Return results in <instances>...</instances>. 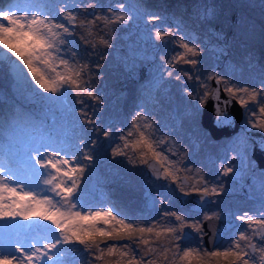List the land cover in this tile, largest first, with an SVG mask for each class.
<instances>
[{"label": "rangeland", "instance_id": "1", "mask_svg": "<svg viewBox=\"0 0 264 264\" xmlns=\"http://www.w3.org/2000/svg\"><path fill=\"white\" fill-rule=\"evenodd\" d=\"M130 1L133 2V0ZM135 2L147 9H165L162 10L163 14L168 13L171 19L175 17L173 23L182 29V33L178 32L177 37L171 42L162 43L154 38V30L156 28L168 30L172 29V26L169 22H149L148 20L135 36L123 32L116 24L105 26L99 21L91 26L89 31L79 27V21L85 20L80 13L72 36V41L76 44L73 47L77 53L75 61L81 65H87L84 69L86 79L90 81V87L95 89L100 100L95 101L84 95L82 98L85 104L81 105L75 102L77 97L72 92H65L61 97L49 98L50 94L39 90L34 100L44 104L40 108H32L20 95L19 105L27 111L23 116H29L32 113L36 116L27 126L28 129L31 125L34 128L32 144L40 146L45 145L48 140H55L70 147L83 139L89 142L88 150L91 151L90 140H96L97 146L94 151L96 158L91 169L86 171L81 183L83 189L81 198L92 210L102 206H114L129 218V222L143 227L154 226L156 231L161 232L165 227L179 224L174 217L162 216V205L159 203L161 198L167 199L164 207L181 214L186 213V218L189 220L203 221L205 212L209 214L218 212L221 215L220 220L233 219L237 222L216 246L223 249L231 242L239 229L246 227L234 218L235 215L242 214L244 211L254 215L264 203V168H258L252 158L253 145L247 137L248 131H261L253 129L246 123L249 118L255 122L257 117L241 107L243 114L237 136L234 139H228L229 136L213 139L200 124L202 108L206 101L205 99L203 104L199 102V98L205 92L201 82L208 85V91L212 89L211 80L213 79L209 77L216 75L224 76L225 80L230 81L231 84L260 86L261 80H264V62H259V57L250 52L248 43L239 39L238 36L241 35L247 39L249 35L258 31L260 21L264 18V0H237L238 3L247 5L243 11L237 8L232 12L224 0H136ZM86 3L97 4L95 15L104 16V12L100 10L104 0H87ZM254 11H258L260 16L252 15ZM92 19H94L92 15L87 18V20ZM180 34H188L199 46L200 64L193 69V66L184 64L182 61L179 63L173 61L175 68L167 66V70L173 71V76L169 77L165 70V62H162L160 57L164 56L168 60L184 51L179 47ZM82 35L90 43L85 44L80 39ZM101 39L108 43H101ZM129 54L136 57L133 61L125 63V57ZM143 67L146 73L141 77L140 70ZM7 70L8 65L6 66L5 62L0 65V123L4 113L6 115L12 113L4 109L5 106L10 105L8 95L14 93L13 88L8 84ZM185 71H188L193 78L189 79L185 76ZM176 75H179L181 79L176 80ZM197 75L200 77L199 80L195 79ZM154 76L156 84L151 88L145 99V106L141 110L149 115V120L154 125L159 126L157 138L168 141L162 146L166 154L174 160L184 162L178 165L182 169L178 173L179 178L185 185L199 186L207 181L210 186L212 184L224 186L223 194L206 198L209 202L204 205L201 212H194L195 210L192 211L186 207L185 204L188 203L191 195L180 194L174 190L175 185L163 179L151 178L144 165L139 164L138 160L130 163L125 156L115 158L112 156V149L117 145L121 147L123 145V141L119 139L120 134H126L131 127V120L138 112L136 110L125 112L124 108L119 107L117 95L114 96L113 93L123 88L124 95L133 97L142 90L141 84L148 83ZM120 85L121 88H119ZM221 87L223 89L224 85L221 84ZM185 89L193 95H187ZM224 93L229 96L227 92L224 91ZM82 107L85 108L87 118L80 114ZM256 111L258 113V109ZM88 118L96 121L95 127L88 123ZM11 125V122L6 123L7 128ZM28 129L23 134H26ZM104 130L120 131H117L114 136L105 138L102 134ZM261 133L264 135V132ZM4 138L8 140L7 134L1 132L0 140L4 141ZM244 140L248 142L247 154L241 163L239 153L243 151L241 141ZM168 148L176 152V155L172 156L167 151ZM3 149L5 150L0 144V155H4ZM125 151L130 156L134 155L130 149ZM226 167H233L235 175L225 174ZM90 182L94 185L93 192L88 191ZM43 187L41 183V188ZM186 190L191 189L186 188ZM145 193L151 197L150 208L146 205ZM179 195L184 196L183 205L178 203ZM20 220L23 226L22 231L27 232V236H31V242L28 241L27 245L35 243L39 247L49 238L50 222L33 217L31 214L29 219L25 220L21 217ZM83 223L87 227L93 222ZM94 223L97 228L110 227L99 221ZM185 232H190L192 238L190 241H182V247L199 246L208 249L199 234L189 228H186ZM144 235L150 245L157 249L168 246V241L171 239L170 236L167 238L161 236L157 239L152 233ZM97 239L101 242V247L105 244H116L118 247L122 244H130L137 257L142 255L148 247L138 243L139 233L133 237L137 243L127 238L118 241L104 237H97ZM64 247L69 249L63 257L65 264H105V260H96L93 255L84 252L82 245ZM121 251H127V249H121ZM95 255L99 253L96 252ZM259 255V253L256 254L257 264H259ZM119 259L118 254L106 256V260L111 261V264H116ZM170 262L171 253H169V261L165 264ZM157 264H160L159 260ZM222 264L225 262L222 261Z\"/></svg>", "mask_w": 264, "mask_h": 264}, {"label": "snow or ice", "instance_id": "2", "mask_svg": "<svg viewBox=\"0 0 264 264\" xmlns=\"http://www.w3.org/2000/svg\"><path fill=\"white\" fill-rule=\"evenodd\" d=\"M97 6L95 3H89L88 7L84 8V12L94 16V19L80 20L79 27L90 31L91 26L101 20L105 26L123 24L134 15L133 5L125 2L109 6L107 12L110 15L104 16L95 15ZM72 7L79 9L82 5L76 3ZM45 8L46 5L30 2V0H25L23 6L20 0H17L16 3L9 4L7 8L0 7V47L6 49L19 61L17 64L5 54V56H0V65L7 60L8 71L15 72L25 79L30 76L31 83L36 89L50 94L49 98L61 97L65 92H72L77 97L75 102L78 104H85L82 98L84 95L99 101V95L96 94L95 89L90 87V81L86 79L84 69L87 65H81L75 61L77 53L70 49L72 59L60 55L61 46L73 43L68 37L74 35L78 16L73 11H65V7H60L57 12L46 11ZM61 17L67 23L62 22ZM161 20H163L161 16L148 15L149 22ZM177 29L178 31H173L171 28L168 30L156 28L154 38L166 44L175 39L178 32L182 33L179 26ZM80 39L85 44L90 43L83 35ZM101 43L107 44L108 42L101 39ZM179 47L184 51L177 53L172 59L166 60L164 56L160 57L161 61L165 62V70L169 77L173 76V71L167 70V66L175 68L173 61L176 63L182 61L184 64L193 66V69L200 64L199 46L191 36L180 34ZM21 64L23 68L20 67ZM184 75L189 79L193 78L188 71H185ZM212 78L216 80L217 88L208 91V85L201 82L205 92L199 98V102L203 104L209 96L219 101L221 90L219 86L223 84V91L229 94V100L224 102L225 105L232 101L239 103L246 112L257 117L255 122L249 118L246 123L253 129L264 132V80H261L259 87H249L231 84L221 75L209 77V79ZM175 79L180 80L181 77L176 75ZM195 79L199 80V75ZM185 91L187 95H193L187 89ZM216 113L218 125L230 120L228 112L221 110L219 105ZM80 114L87 118L84 107L80 109ZM88 123L95 127L96 121L88 118ZM158 128V125H154L149 120L147 113L143 110L138 111L131 120V127L126 134L119 136V139L123 141L122 147L117 145L113 148L112 156L114 158L125 156L130 163L138 160L139 164L147 166L156 179H163L175 185L174 190L180 194L184 196L197 194L201 204L208 202L206 200L208 197L223 194L225 189L222 184L210 186L207 181L199 186L184 184L178 176L182 170L178 165L184 162L171 159L166 154L162 146L168 141L157 138ZM117 131L120 130H104L102 134L108 138L114 136ZM247 143V140L241 141L243 148V151L239 153L241 163L247 154ZM90 144L91 151L88 150L89 142L83 139L70 147L49 150L50 146L42 144L32 149L33 154H30V160L33 162V176L31 180L17 178V174L12 169H8L6 175L0 174V221L14 220L18 217L27 220L31 214L33 217L50 222V236L39 247L35 243L27 249L16 245L14 252L0 253V261H8L9 264L12 260L17 261V264H65L63 257L69 249H65L64 246L78 244L83 246L84 252L93 255L96 260H105V264H111V261L106 260V256L110 257L114 254L120 257L116 264H157L158 260L160 264H165L169 261V253H171L170 264H222V261L225 264H257V253L260 254L259 264H264V203L254 215L248 211L235 215L234 218L246 227L239 229L226 247L223 249L215 247L213 250L199 246L182 247L181 242L190 241L192 238L190 232H185L186 228L199 234L202 240L203 236L208 234L204 221L220 220L221 215L218 212L211 214L205 212L203 221L189 220L186 218V213L181 214L164 207L167 199L161 198L159 203L162 205V216L164 218L174 217L175 221H179L178 225L172 224L161 232L156 231L154 226L143 227L129 222V218L114 206H102L92 210L81 198L82 178L86 171L91 169L96 158L94 151L97 141L90 140ZM42 148L44 151H41ZM126 149H130L134 155L130 156L125 151ZM261 150L264 151V143L261 144ZM167 151L172 156L176 155L171 148ZM85 161L87 163H84ZM4 172L5 169L0 167V173ZM231 172H233V167L224 169L225 174ZM41 183L44 185L43 188H41ZM186 188L191 190L188 191ZM212 202L215 203V201ZM87 221L93 223H89L86 227L83 222ZM96 221L110 225V227L97 228L94 223ZM137 233H139L138 243L148 246L139 257L130 244H122L119 247L116 244H105L101 247V242L97 239V237H104L118 241L127 238L137 243L133 240ZM145 233H152L157 239L161 236L166 238L170 236L171 239L168 241V246L157 249L150 245ZM218 235V231L212 232L213 242ZM121 249H127V251H121ZM96 252L99 255H95Z\"/></svg>", "mask_w": 264, "mask_h": 264}, {"label": "bare ground", "instance_id": "3", "mask_svg": "<svg viewBox=\"0 0 264 264\" xmlns=\"http://www.w3.org/2000/svg\"><path fill=\"white\" fill-rule=\"evenodd\" d=\"M119 1L133 5L134 11V15H132L126 23H116V25L121 27L123 32H128L135 36L148 20L149 14H155L163 17V20H161V22H169L172 26L173 31H178L177 25L173 23V19L175 17H173L172 19L169 18L170 15L167 12V14L164 15L162 10L165 9H147L140 5H137V3L135 2L136 0H133V2H131L130 0H104V3H102L100 10L104 12V15H110L107 12L108 7L114 6ZM16 2L17 0H0V7L7 8L9 4ZM20 2L21 6H23L25 0H20ZM30 2L46 5V11L57 12L60 7H65V11H73L77 16H80L79 14L81 13L82 17L85 18V20H87V18L89 17V14L84 12V8L88 7V4L86 3L87 0H30ZM76 3L81 4L82 7L79 9L73 8L72 5ZM89 11H91V9H89ZM61 20L62 22L67 23L66 21H63L62 17ZM99 22L103 23L102 20ZM68 39L72 40V36L68 37ZM74 45L76 44L73 42L70 45L61 46L62 50L60 52V55L64 56L65 58L72 59L70 49L74 50ZM5 54L11 61H14L16 63L19 62L17 58L15 56L13 57L10 52H7L6 49L0 47V56H5ZM135 57V55H127L125 57V63H127L128 61H133ZM4 62L7 66V60H5ZM20 67L23 68V65L21 64ZM24 71L26 72V69ZM6 75L8 84L13 88L14 93L8 95L10 105L5 106L4 108L6 109V112L12 113L8 115L4 113L2 116L3 120L0 123V133L2 132L4 134H7L8 137V140H6L7 138H4V141L0 140L2 148H5V150L3 149L5 151L4 155H0V167H3L5 169V172L0 174L6 175L7 170L12 169V171L17 174V178H27V180H31L33 176V162L30 160V154H33L32 149L39 146L38 144H32V139L34 138L33 126L31 125L29 129L27 128V126L29 123H31V119L36 118V116L34 115V113L30 114L29 116H23L25 112L27 113V111L19 105V98L21 95V98H23L28 106L32 108H40L44 103L40 101L36 102L37 100H34V98H36L40 91L39 89H36L33 83H31L30 76L25 79L22 76H18L15 72H10L8 70L6 71ZM154 78L155 76L150 81H148V83H142V90L133 97L124 95L122 91L123 88H121L120 85L119 88L121 89H118L117 93H113L114 96L117 95L116 98L118 99V102L120 104L119 107L124 108L125 112H130L132 110L140 111L141 108L145 106L144 102L147 95L150 93L151 88L156 84ZM10 122L12 125L7 128L6 123ZM49 128L51 127L49 126ZM27 129L28 132L26 134H23V132ZM7 141H9L10 143H4ZM45 146H50L49 150H51L52 148L67 147L61 144V142H57L55 140L46 141ZM41 151H44V149L42 148ZM170 158L173 159V157ZM231 174L235 175L234 171L231 172ZM17 199H19V197H17ZM20 218L21 217H18L14 220L8 219L5 221H0V253L14 252L16 245L22 246L26 249L29 247V245H27L26 243L28 241L31 242V236H27V232L22 231L23 226L20 223ZM17 255L19 254L17 253ZM0 264H9V262L0 261ZM11 264H17V261L12 260Z\"/></svg>", "mask_w": 264, "mask_h": 264}, {"label": "water", "instance_id": "4", "mask_svg": "<svg viewBox=\"0 0 264 264\" xmlns=\"http://www.w3.org/2000/svg\"><path fill=\"white\" fill-rule=\"evenodd\" d=\"M145 67H143L140 70V76L142 77L145 75ZM211 86L212 89L217 88L216 80L213 78L211 80ZM220 87V99L219 101L215 98L209 96L202 108V114L200 116V124L201 126L206 129L209 133V135L213 139H218L220 137L225 136H231L234 133L237 132V129L239 127V123L242 118V108L241 106L236 103L235 101H232V103L225 105V101L229 100V96H227L221 85ZM211 89V90H212ZM219 105L221 110H225L228 112V115L230 117V120L222 125H218L216 123V108ZM248 139L252 142V158L257 163L258 168H264V151L261 150V144L264 143V135L261 132L258 131H248L247 132ZM147 173L151 178L155 179V176L153 173L147 168V166H144ZM94 185L93 182H90L88 185V191L93 192ZM183 198L184 196L179 195L177 197L178 203L180 205H183ZM144 199L146 201V205L148 208L152 205V200L149 195L146 193L144 194ZM208 202L209 200L206 199ZM207 203V202H206ZM201 204L199 200V196L197 194L191 195V197L188 200V203H186V207L194 212H201L204 208V205ZM204 224L206 225V231L208 232L207 235L203 236V240L205 243V247L208 248V250L214 249L216 246L219 245L220 241L223 239L224 235L231 230V228L235 225V222L233 219H229L228 221L223 220H213L211 222L204 221ZM218 231L219 235L215 238V241L213 242L212 232Z\"/></svg>", "mask_w": 264, "mask_h": 264}, {"label": "trees", "instance_id": "5", "mask_svg": "<svg viewBox=\"0 0 264 264\" xmlns=\"http://www.w3.org/2000/svg\"><path fill=\"white\" fill-rule=\"evenodd\" d=\"M189 1V0H187ZM225 4H228V6L231 8V12L234 11V9L240 8L241 11L246 7L247 4L242 2H237V0H224ZM226 8V7H225ZM258 11H254L252 15L258 16ZM261 12V11H259ZM260 16V15H259ZM258 16V17H259ZM264 18L260 21V28L257 29L258 31L254 33L253 35H249L247 39L243 38L241 35L238 36L239 39L242 41H245L248 43V48L250 49V52L254 53L256 56H258L259 62H264Z\"/></svg>", "mask_w": 264, "mask_h": 264}]
</instances>
